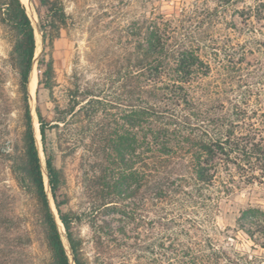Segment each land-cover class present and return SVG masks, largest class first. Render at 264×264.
<instances>
[{
    "label": "rangeland",
    "instance_id": "1",
    "mask_svg": "<svg viewBox=\"0 0 264 264\" xmlns=\"http://www.w3.org/2000/svg\"><path fill=\"white\" fill-rule=\"evenodd\" d=\"M23 4L36 40L27 83L31 121L49 206L71 264L49 191L35 110L39 107L52 124L59 116L55 109L79 106L88 94L112 100L124 93L125 75L143 58L147 18L159 23L154 35L174 50L190 48L210 65L194 87L200 105L217 108L222 116L234 105L245 108L260 130L253 138L264 147V0H61L67 18L51 49L52 98L37 85L39 3ZM11 43L10 30L0 22V264H50L36 226V202L16 183L5 159L6 152H19L23 129ZM121 110L106 113L116 118ZM55 140L49 131L48 146L55 148ZM62 149L54 162L66 176L64 210L80 217L76 229L85 264H264V160L230 157L219 167L214 186L203 191L210 198L203 205L187 199L188 183L168 185L161 198L137 185L131 197L101 205L99 194L107 189L98 185L97 161L84 156L82 147L65 143ZM182 167L175 172L185 173ZM107 174L117 181L116 174ZM249 207L253 216L239 219Z\"/></svg>",
    "mask_w": 264,
    "mask_h": 264
},
{
    "label": "trees",
    "instance_id": "2",
    "mask_svg": "<svg viewBox=\"0 0 264 264\" xmlns=\"http://www.w3.org/2000/svg\"><path fill=\"white\" fill-rule=\"evenodd\" d=\"M38 3L42 51L37 60V85L52 98L55 81L51 49L67 17L61 0ZM0 22L12 34L9 56L18 76L23 118L20 150L6 152L5 159L16 183L36 202V226L50 251V264H71L44 188L28 103L27 83L36 48L34 28L21 0H2ZM158 24L153 18L146 19L143 58L138 68L125 75L126 82L121 85L124 93L112 100L88 94L90 99L79 106L76 103L55 109L59 116L52 124L36 107L49 191L74 264H85V259L76 229L80 217L64 210L68 202L66 176L54 162L55 152H62L63 144L82 147L84 156L97 161L102 173L98 185L107 189L99 194L101 205L131 197L137 185L161 198L163 189L174 183L178 187L191 184V191L183 193L192 205H203L210 199L203 191L214 186L219 167L230 157L264 160V147L253 138L260 130L246 115V109L234 105L230 114L222 116L217 108H203L194 87L207 77L210 65L192 49L174 50L154 35ZM117 107L122 110L116 118L106 113ZM52 130L55 148L47 142ZM176 166H183L185 173L175 172ZM107 172L116 174L117 181H111L113 176ZM253 210H242L239 219H250Z\"/></svg>",
    "mask_w": 264,
    "mask_h": 264
},
{
    "label": "bare ground",
    "instance_id": "3",
    "mask_svg": "<svg viewBox=\"0 0 264 264\" xmlns=\"http://www.w3.org/2000/svg\"><path fill=\"white\" fill-rule=\"evenodd\" d=\"M23 3H26V0H21ZM31 72H32V70H31ZM31 77V76H30ZM29 77V78H30ZM34 84H35V77H34V75H33V80H31V83H29V85H30V88H31V90H33L34 89ZM30 90V89H29ZM30 90V91H31Z\"/></svg>",
    "mask_w": 264,
    "mask_h": 264
}]
</instances>
